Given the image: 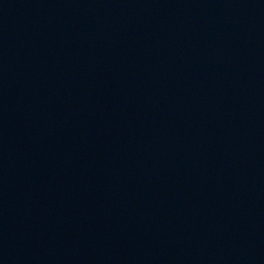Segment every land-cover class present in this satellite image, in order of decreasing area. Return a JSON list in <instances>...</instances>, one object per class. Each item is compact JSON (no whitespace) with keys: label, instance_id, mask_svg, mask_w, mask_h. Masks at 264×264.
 <instances>
[{"label":"water","instance_id":"obj_1","mask_svg":"<svg viewBox=\"0 0 264 264\" xmlns=\"http://www.w3.org/2000/svg\"><path fill=\"white\" fill-rule=\"evenodd\" d=\"M0 264H264V0H0Z\"/></svg>","mask_w":264,"mask_h":264}]
</instances>
